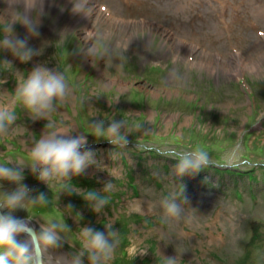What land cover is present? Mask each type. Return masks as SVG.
I'll list each match as a JSON object with an SVG mask.
<instances>
[{"label":"rangeland","instance_id":"obj_1","mask_svg":"<svg viewBox=\"0 0 264 264\" xmlns=\"http://www.w3.org/2000/svg\"><path fill=\"white\" fill-rule=\"evenodd\" d=\"M90 5L84 17L70 14L68 0H44V14L37 9L32 16L39 37L29 39L41 55L26 64L0 49V60L14 64L0 67V107L11 105L16 115L8 135L0 136V163L24 167L22 183L48 197L46 206L13 215L33 218L37 231L40 219L69 227L59 233L64 244L52 250L51 264H69L84 250L83 227L105 231L108 224L119 235L109 264H162L159 255L176 254L182 264H264V0ZM17 8L23 10L19 0L11 7L0 0V15L12 17ZM14 32L27 35L18 24ZM89 46L96 56L84 53ZM36 64L63 72L72 88L43 120L11 104L16 84ZM100 119L105 127L122 120L128 144L90 135V124ZM52 131L85 133L97 165L71 181L40 182L26 167L28 153ZM194 150L206 153L207 166L176 175L178 157L168 153ZM107 182L114 187L103 193L108 203L100 213L67 192L100 191ZM14 188L0 182V192ZM172 197L183 209L179 218L164 215L160 202Z\"/></svg>","mask_w":264,"mask_h":264},{"label":"clouds","instance_id":"obj_2","mask_svg":"<svg viewBox=\"0 0 264 264\" xmlns=\"http://www.w3.org/2000/svg\"><path fill=\"white\" fill-rule=\"evenodd\" d=\"M6 2V0H5ZM71 5L70 14L88 17L93 9L90 0H68ZM16 0H7L8 7L13 6ZM23 10L16 9L12 17L0 15V49L7 51L14 60L26 64L34 56L41 55V50L29 46L30 38L39 37V23L32 20L33 13L39 10L44 14V0H19ZM63 10V8L61 9ZM25 28L27 35L23 38L14 32V25ZM84 53L91 56L98 54V49L89 46ZM0 67L11 69L13 60L4 58L0 60ZM72 96V88L65 76L59 70H53L44 64H36L27 74L26 79H21L16 84L11 104H20L27 109L35 120H43L54 112L55 101L65 102ZM16 120V115L11 105L0 107V136H7L10 126ZM45 127L53 128V123H47ZM90 135L103 138L111 145L128 144L127 134L122 132L125 124L122 120L109 121L105 127V121L100 119L90 124ZM87 136L85 133L77 135L64 134L60 131L44 133L29 150L30 163L26 166L36 175V178L48 185L51 180L71 181L72 177H78L93 165H97L95 153L87 149ZM84 148L86 150L81 151ZM168 155L178 157L173 171L178 176L195 173L207 166L208 157L200 150L185 153L171 152ZM13 165V166H10ZM23 168L15 163H0V182L14 184L11 191L0 192V209L6 210L0 214V264H51L52 250L63 247L64 241L59 233L68 230L66 224L58 221H43L40 219V227L37 231L31 226L33 218H18L13 212L18 209L26 210L27 206H46L48 197L43 193L32 194V190L26 184ZM113 184L107 182L103 189L84 190L81 188H67L68 194H77L87 203L91 202V210L100 213L107 205L108 199L103 193L113 189ZM184 201V200H183ZM161 206L165 217L179 218L183 209L175 198H164ZM186 204V201H184ZM71 206L69 205V208ZM137 211H142L137 207ZM105 231H99L91 226H85L80 230V238L83 243V251L77 252L71 257L69 264H84L86 256L89 264H109L113 259L119 244L118 232L113 230L111 224L105 225ZM23 237L18 239V237ZM162 264H182L181 254L175 256L159 255Z\"/></svg>","mask_w":264,"mask_h":264},{"label":"bare ground","instance_id":"obj_3","mask_svg":"<svg viewBox=\"0 0 264 264\" xmlns=\"http://www.w3.org/2000/svg\"><path fill=\"white\" fill-rule=\"evenodd\" d=\"M209 161V160H208ZM188 184V183H187Z\"/></svg>","mask_w":264,"mask_h":264}]
</instances>
